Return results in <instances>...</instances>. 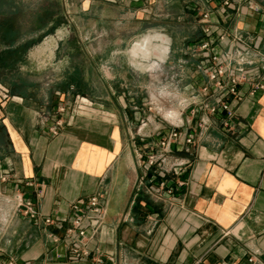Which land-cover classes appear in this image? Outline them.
I'll return each mask as SVG.
<instances>
[{"label":"crops","instance_id":"obj_1","mask_svg":"<svg viewBox=\"0 0 264 264\" xmlns=\"http://www.w3.org/2000/svg\"><path fill=\"white\" fill-rule=\"evenodd\" d=\"M253 1L259 12L236 14L218 0L208 5L218 29L213 38L221 30L230 34L217 52L231 55L234 67L246 72L239 98L231 99L234 120L226 126L224 115L202 113L209 125L200 132L196 121L182 119L179 139L150 169L147 157L163 154L158 142L171 131L156 122L143 124V138L133 143L124 117L95 105L78 115L69 109L60 134L52 136L57 99L47 121L21 101L3 108L9 143L0 159V262L70 264L64 244L53 242L64 237L65 225L35 224L17 214L15 196L22 190L41 218L71 217L73 203L100 196L106 219L87 247L106 264H252V257L253 264H264V91L250 94L264 82V0ZM146 2L113 1L120 10L140 8V20L148 21ZM199 3L207 8V0ZM237 34L246 46H233Z\"/></svg>","mask_w":264,"mask_h":264},{"label":"rangeland","instance_id":"obj_2","mask_svg":"<svg viewBox=\"0 0 264 264\" xmlns=\"http://www.w3.org/2000/svg\"><path fill=\"white\" fill-rule=\"evenodd\" d=\"M113 1L0 0V112L21 101L47 121L55 99L72 102V115L102 106L124 117L133 143L143 124L167 131L188 117L207 81L192 44L200 0H148V21ZM8 143L0 119V159Z\"/></svg>","mask_w":264,"mask_h":264},{"label":"built area","instance_id":"obj_3","mask_svg":"<svg viewBox=\"0 0 264 264\" xmlns=\"http://www.w3.org/2000/svg\"><path fill=\"white\" fill-rule=\"evenodd\" d=\"M215 0H207V8L201 7L199 2L193 4V11L197 17V23L203 34V39L199 42L195 49L202 57L201 69L206 75L207 82L202 85L198 99L194 101V107L189 111L188 123L193 124L196 121L195 127L198 131H204L208 128L209 121L202 116L205 113L207 116L224 115V124L229 126L235 118V110L231 101L237 100L240 96L239 87L246 80V72L244 69L235 68L231 55L219 53L216 50L217 43H222L230 37L228 30H221L217 36L213 38L215 32L218 31L215 26L213 12L209 8V4ZM221 7L224 9H233L236 14H241L243 9L252 12H259V7L253 0H218ZM232 43L234 47L246 46L245 39L237 34L233 36ZM258 91H264V82L256 83L251 90V95H255ZM232 99V100H231ZM81 103L87 107L93 106V103L81 98ZM72 103H56V113L59 116L54 122L50 133L52 136H58L64 125L62 115L69 110ZM182 121V119L180 120ZM180 125L176 124L175 129L162 135L158 142V147L162 149L163 154L150 153L147 157V168L150 169L159 165L164 161V154L167 153L171 146L180 137L177 131ZM195 136L189 133L186 137L187 144L194 143ZM140 159L143 156L140 155ZM7 175L3 177V181L7 182ZM42 190H37V197H41ZM16 212L35 224L43 222L46 226H59L64 228V237L53 238L56 244L63 243L66 247L67 260L70 264H106V259L101 253H93L87 247V241L95 237L102 229L106 219V209L102 204L100 196H93L88 199H81L71 205L73 215L71 217L56 216L54 218H41L37 210L36 203L33 200H27L23 196L21 190L15 196ZM250 263H254V258L249 259ZM0 264H17L14 259H8L0 262ZM198 264H202L199 262Z\"/></svg>","mask_w":264,"mask_h":264},{"label":"trees","instance_id":"obj_4","mask_svg":"<svg viewBox=\"0 0 264 264\" xmlns=\"http://www.w3.org/2000/svg\"><path fill=\"white\" fill-rule=\"evenodd\" d=\"M203 39V34L198 36L197 39L194 40V42H192V44H198L199 42H201Z\"/></svg>","mask_w":264,"mask_h":264},{"label":"bare ground","instance_id":"obj_5","mask_svg":"<svg viewBox=\"0 0 264 264\" xmlns=\"http://www.w3.org/2000/svg\"><path fill=\"white\" fill-rule=\"evenodd\" d=\"M172 113H173V112H172ZM169 114H170V113H169ZM169 114H168V115H169ZM170 115H171V114H170ZM171 116H172V115H171ZM175 116H176V114H175ZM173 117H174V116H173ZM175 118H176V117H175ZM175 120H176V119H175Z\"/></svg>","mask_w":264,"mask_h":264}]
</instances>
